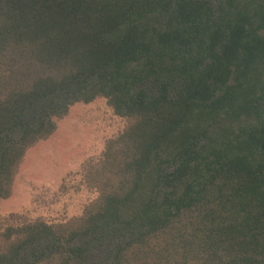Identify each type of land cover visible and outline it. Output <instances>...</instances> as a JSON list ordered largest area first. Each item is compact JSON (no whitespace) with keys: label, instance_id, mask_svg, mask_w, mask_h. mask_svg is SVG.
Segmentation results:
<instances>
[{"label":"trees","instance_id":"trees-1","mask_svg":"<svg viewBox=\"0 0 264 264\" xmlns=\"http://www.w3.org/2000/svg\"><path fill=\"white\" fill-rule=\"evenodd\" d=\"M100 98L127 127L99 195L0 215V264H264V0H0V202Z\"/></svg>","mask_w":264,"mask_h":264},{"label":"rangeland","instance_id":"rangeland-1","mask_svg":"<svg viewBox=\"0 0 264 264\" xmlns=\"http://www.w3.org/2000/svg\"><path fill=\"white\" fill-rule=\"evenodd\" d=\"M126 127L104 98L72 106L56 132L27 152L12 196L0 202V215L22 213L48 222L80 215L99 195L85 179L86 164L100 160L108 141Z\"/></svg>","mask_w":264,"mask_h":264}]
</instances>
